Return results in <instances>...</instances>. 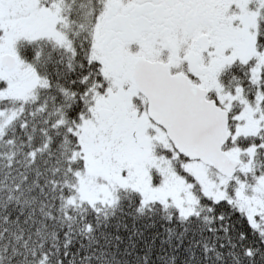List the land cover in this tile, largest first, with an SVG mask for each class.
<instances>
[{
  "label": "snow or ice",
  "instance_id": "snow-or-ice-1",
  "mask_svg": "<svg viewBox=\"0 0 264 264\" xmlns=\"http://www.w3.org/2000/svg\"><path fill=\"white\" fill-rule=\"evenodd\" d=\"M0 264H264V0H0Z\"/></svg>",
  "mask_w": 264,
  "mask_h": 264
}]
</instances>
